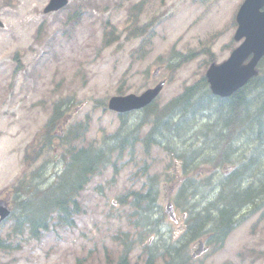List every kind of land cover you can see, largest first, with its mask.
Returning <instances> with one entry per match:
<instances>
[{"label":"rangeland","instance_id":"rangeland-1","mask_svg":"<svg viewBox=\"0 0 264 264\" xmlns=\"http://www.w3.org/2000/svg\"><path fill=\"white\" fill-rule=\"evenodd\" d=\"M242 1L70 0L65 9L46 14L49 0H0L6 27L0 31V201L12 208L11 186L39 165H43L40 178L47 182L62 170L65 147L60 139L45 145L43 130L55 101L73 99L56 129L59 135L71 138L70 129L75 132L76 125L83 124L88 128L80 141L99 143L120 125L118 114L105 106L112 95L138 94L166 78L158 98L162 105L205 74L212 61L225 60L239 43L234 39V17ZM147 23L148 28L134 36V29ZM202 48H210L214 60ZM195 50L201 52L172 71L178 58L171 53ZM141 112L129 115L128 128L139 123ZM148 128L145 125L141 134ZM151 148L146 155L138 143L133 162L126 154L118 172L109 167L93 177L81 192L83 210L74 226L53 222L37 238L26 229L16 233L14 222L4 221L0 264H116L123 251L121 238L138 237L140 232L131 221V196L120 197L140 190L147 181L145 171L139 173L146 160L149 174H160L159 202L165 221L158 234L140 236L131 262L145 264L146 241L179 239L184 213L172 202L175 181L165 176L169 156L157 146ZM170 203L175 217L166 211ZM261 212L249 215L218 250L205 238L190 244L188 264H264ZM201 239L206 250L193 256Z\"/></svg>","mask_w":264,"mask_h":264},{"label":"trees","instance_id":"trees-1","mask_svg":"<svg viewBox=\"0 0 264 264\" xmlns=\"http://www.w3.org/2000/svg\"><path fill=\"white\" fill-rule=\"evenodd\" d=\"M68 100L55 104L45 125V145L53 143L62 103ZM119 116V128L98 144L77 143L88 128L83 124L76 125L75 132L70 129L71 138L58 135L65 147L64 160L52 182L40 178L41 164L11 186L16 233L28 228L38 236L52 222L74 225L82 210L79 197L87 184L109 167L118 172L127 153L130 162L134 161L139 142L145 154L153 145L166 151L170 170L165 176L176 182L172 202L185 215V230L179 239H153L143 244L145 264H158L160 259L162 264H188L192 259L190 244L205 238L218 250L249 215L262 210L264 216V66L260 75L229 97L214 95L202 76L164 105L146 107L132 128L126 127L128 114ZM148 123L151 127L141 137V128ZM29 156L27 152V161ZM147 168L146 160L139 171ZM159 177V173L149 174L140 190L120 197L123 200L131 196L130 217L140 232L138 237L121 238L123 251L116 264H137L130 259L134 245L143 234H158V226L165 221L159 202ZM0 244L4 247L3 242Z\"/></svg>","mask_w":264,"mask_h":264},{"label":"water","instance_id":"water-1","mask_svg":"<svg viewBox=\"0 0 264 264\" xmlns=\"http://www.w3.org/2000/svg\"><path fill=\"white\" fill-rule=\"evenodd\" d=\"M66 2L67 0H51L46 11L58 9ZM263 6L264 0H245L240 7L237 15L239 26L235 38L246 39L232 52L227 61L219 65L212 64L209 68L207 76L215 93L222 96L230 95L258 73L256 65L264 55V10H261ZM250 54H253L250 62L244 64ZM164 84L165 81H161L140 95L112 96L109 108L119 112L142 108L155 99ZM9 214L10 210L0 202V219L6 218Z\"/></svg>","mask_w":264,"mask_h":264},{"label":"bare ground","instance_id":"bare-ground-1","mask_svg":"<svg viewBox=\"0 0 264 264\" xmlns=\"http://www.w3.org/2000/svg\"><path fill=\"white\" fill-rule=\"evenodd\" d=\"M227 104V103H226ZM231 108V107H230ZM232 109V108H231ZM89 164V163H88ZM91 166V165H90Z\"/></svg>","mask_w":264,"mask_h":264}]
</instances>
